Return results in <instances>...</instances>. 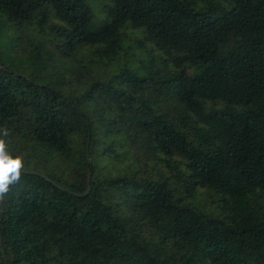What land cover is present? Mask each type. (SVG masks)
<instances>
[{"label":"trees","instance_id":"obj_1","mask_svg":"<svg viewBox=\"0 0 264 264\" xmlns=\"http://www.w3.org/2000/svg\"><path fill=\"white\" fill-rule=\"evenodd\" d=\"M4 130L0 264H264V0H0Z\"/></svg>","mask_w":264,"mask_h":264},{"label":"clouds","instance_id":"obj_2","mask_svg":"<svg viewBox=\"0 0 264 264\" xmlns=\"http://www.w3.org/2000/svg\"><path fill=\"white\" fill-rule=\"evenodd\" d=\"M8 131L0 133V200L10 190V185L18 183L25 168V154L13 155L8 151Z\"/></svg>","mask_w":264,"mask_h":264},{"label":"water","instance_id":"obj_3","mask_svg":"<svg viewBox=\"0 0 264 264\" xmlns=\"http://www.w3.org/2000/svg\"><path fill=\"white\" fill-rule=\"evenodd\" d=\"M88 145H89V138L87 140V144H86V150L88 151ZM22 173H25V174H35V172H32V171H27V170H23ZM37 174V173H36ZM37 175H40V174H37ZM42 176V175H40ZM53 184H55L54 182H52ZM60 188V187H59ZM62 189V188H61ZM90 191V186H89V183L87 184V190L85 191V193H83L82 195H78V194H75L77 196H85L89 193ZM0 205H2V200H0ZM2 210V208H1ZM0 242H1V239H0Z\"/></svg>","mask_w":264,"mask_h":264}]
</instances>
